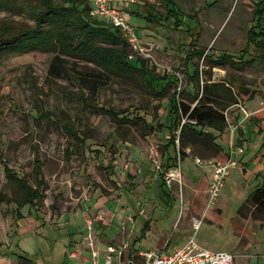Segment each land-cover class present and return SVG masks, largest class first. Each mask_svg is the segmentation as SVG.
Returning a JSON list of instances; mask_svg holds the SVG:
<instances>
[{
    "label": "rangeland",
    "instance_id": "rangeland-1",
    "mask_svg": "<svg viewBox=\"0 0 264 264\" xmlns=\"http://www.w3.org/2000/svg\"><path fill=\"white\" fill-rule=\"evenodd\" d=\"M46 1L0 0V264H102L110 246L123 252L113 264H146L143 253L171 254L183 246L195 234V221L202 223L195 238L209 249L233 254L234 264H264V224L257 222H264V209L248 203L262 182L245 170L243 176L238 162L212 200V168L195 163L219 156L208 135L187 148L189 157L177 167L180 176L171 184L164 180L171 155L164 150L173 118L170 98L179 92V100L196 106L190 98L198 91L191 82L195 71L200 72V97L208 81H239L234 91L250 97L264 83L261 53L250 45V53H243L247 30L257 24L256 8L264 0H173L182 20L178 26L167 20L164 0H140L131 23L145 47L155 46L144 61L158 78V90L172 81L163 98L148 86L149 73H107L90 55L77 58L58 46L55 51L8 47L9 37L37 28L34 16L46 10ZM50 2L61 6L65 0ZM147 13L160 22H149ZM89 19L111 28L90 12ZM42 29L59 31L47 24ZM195 36L197 48L192 46L203 56L189 54ZM118 37L126 42L120 32ZM93 45L113 54L121 48L98 40ZM224 54L256 60L237 70L230 62L215 65ZM56 57L66 73L50 74ZM79 77L104 85L92 95ZM108 109L146 122L115 120ZM246 127L247 149L259 136ZM219 145L225 147L226 140L219 139ZM206 169L209 175L202 174ZM7 170L33 188L43 179L46 199L39 211L19 208L23 192L9 181ZM145 222L150 226L142 238Z\"/></svg>",
    "mask_w": 264,
    "mask_h": 264
},
{
    "label": "trees",
    "instance_id": "trees-1",
    "mask_svg": "<svg viewBox=\"0 0 264 264\" xmlns=\"http://www.w3.org/2000/svg\"><path fill=\"white\" fill-rule=\"evenodd\" d=\"M47 0L44 5L46 10L34 16L37 28L31 31L21 32L17 36L9 37L5 40L8 47H17L18 44L23 48H40L43 51H55L58 48L62 52L79 57H85L90 55L98 66H100L105 72H136L146 75L149 73L146 70V61L139 60L137 63H127L128 45L120 37L117 38V29L113 27H102L94 25L89 19L90 7L82 2L85 0H65L63 5L54 6ZM169 8V18L167 20L171 23L174 22L177 26L180 25L179 21L182 20L178 17V12L175 10V2L173 0H164ZM82 4V5H81ZM150 14V13H149ZM147 13L146 19L149 22H160V19L155 14L149 16ZM257 24L247 31V42L246 48L243 49V53H250V46H255L257 51H260V59L264 64V2L259 3L256 8ZM47 24L50 27H56L59 31L57 33L45 32L42 29V25ZM199 31H194V34L199 36ZM191 43L192 50H189V54L192 55H204V52L197 51L192 45L196 47V39ZM57 40V41H56ZM105 41L111 44H120L121 48L118 49L117 54H113L110 51H106L105 48L95 46L93 44L96 41ZM250 45V46H249ZM60 46V47H59ZM197 48V47H196ZM247 61L243 57L237 58L232 55L224 54L222 57L215 62L216 65H224L229 63L235 68L242 66H248L256 60L254 55L250 56ZM62 60L58 57L54 59L50 67V74H64L67 72ZM150 77H146L147 84L152 87L153 90L157 91L159 98H163L167 94L169 86L172 81L166 83L161 91L156 87L158 78L155 74L150 71ZM82 87L90 89L92 95L104 85L102 81L88 80L84 77L78 78ZM191 82L197 85V94L190 97L192 103H196L195 107L190 104L179 100V92H174L170 98V113L173 115L171 125L169 127V141L164 147V150L171 151V155L165 161V171L177 168L185 158L188 157L186 151L187 148H193L195 145L204 142L206 135L210 138L211 148L219 153L223 154L222 147L218 144L217 137L213 133H207L205 129H212L219 135H222L228 124L224 112L230 107L239 104V95L234 93L233 86L227 81L220 83H204L202 89V96L200 97V72L195 71L191 77ZM229 84V86H227ZM109 115L115 120H121L129 122L146 121L142 116L120 117L119 113L115 110L108 109ZM182 119H186V123L182 126L179 142L180 147L177 146V130L181 125ZM191 121H194L193 124ZM225 162L230 156L225 157ZM37 174L41 172V169L36 167ZM9 175V181L16 184L23 192V201L19 202V208L22 209L26 206L35 208L39 211L40 205L45 202L44 189L46 187L43 179H40L36 188L30 187L22 177L15 175L12 171L7 170ZM163 184V182H162ZM162 194L166 195L165 191L162 190ZM248 203H251L257 209H264V183L257 188L251 196L248 198ZM19 215V214H18ZM38 216V214H37ZM149 223H144L141 234L142 238L147 231H149ZM137 240H141L140 238ZM39 264H41L39 262Z\"/></svg>",
    "mask_w": 264,
    "mask_h": 264
},
{
    "label": "built area",
    "instance_id": "built-area-1",
    "mask_svg": "<svg viewBox=\"0 0 264 264\" xmlns=\"http://www.w3.org/2000/svg\"><path fill=\"white\" fill-rule=\"evenodd\" d=\"M88 3L91 16L109 23L111 27L123 34L131 50L127 56L129 62H137L151 57L149 53L155 46L151 45L149 49L145 47L146 45L138 38L136 29L131 23L132 17L137 16L138 6L142 4L140 0H88ZM145 16L147 17V15ZM147 45L149 44L147 43ZM191 122L195 124L194 121ZM185 123L186 119H182L181 125L177 130V143H179L180 132ZM243 152L242 148L231 147L229 151L230 158L226 162H220L215 159L203 161L200 158H196V165L204 166L207 164L212 168L213 177L210 186L212 200L219 196L231 169L237 167L238 161L235 159V155ZM179 171V169L174 168L165 172L164 180L171 184L175 178L180 176ZM195 222L193 227L195 234L183 246L176 248L171 254L143 253L146 264H234L235 258L233 254L227 251L209 249L195 238L202 224L199 221ZM107 252L108 254L102 264H113L114 258H121L123 254L122 251L112 246L107 247ZM93 258H98L96 252L93 253ZM93 264H100V262L95 261Z\"/></svg>",
    "mask_w": 264,
    "mask_h": 264
},
{
    "label": "crops",
    "instance_id": "crops-1",
    "mask_svg": "<svg viewBox=\"0 0 264 264\" xmlns=\"http://www.w3.org/2000/svg\"><path fill=\"white\" fill-rule=\"evenodd\" d=\"M200 34L201 32H199V36ZM247 60L248 59H246L245 61ZM242 67H245V66H242ZM242 67H240V69H242ZM213 68L216 69V66H214ZM227 82L231 86H233L232 87L233 91L235 90V87L237 86V84H239L238 83L239 81L233 80L231 78L228 79ZM209 83H220V81L209 82ZM229 84H227V86H229ZM234 93L239 95L238 96L239 104L232 106V108L230 107L233 113L231 111L229 112L230 108L224 112L226 121L228 124L225 130L226 132H224L222 136V135H219L214 130L209 129L210 131L209 133L218 134V137H217L218 144H219V139L223 138L226 140L225 147L222 146V149L224 152L223 154L218 153L219 156H215V157L211 156L210 158L215 159L220 162H225L226 160L225 157L229 156L228 146L230 145V143L233 142L234 147L242 148L244 151L243 153H239L235 155V159L239 162V166L241 167L240 169L241 174L244 176L243 171L245 170L247 173L250 172L253 175L252 177L253 179L257 181L261 180L262 183L257 187L259 188L264 183V83L263 84L260 83V88L257 91V95L255 97H250L249 95H246L247 94L246 92L237 93L234 91ZM257 101L259 103L254 104ZM196 105H197V102H196ZM231 114H232V117H230ZM246 124H247L246 128H248V132H249V128L253 127V132L255 134H258L259 136V141L255 143L254 146L247 148V149L245 148V143H247V136H248L245 133ZM233 127H235V129H233ZM187 158H185V160ZM208 171L209 169H206L202 174L209 175ZM257 222L259 224H264L263 221H257ZM25 257H28V255H25ZM27 259L29 260V258H25L26 262H27Z\"/></svg>",
    "mask_w": 264,
    "mask_h": 264
}]
</instances>
